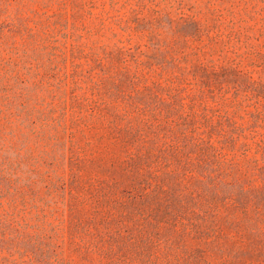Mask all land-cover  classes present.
<instances>
[{"label":"trees","instance_id":"obj_1","mask_svg":"<svg viewBox=\"0 0 264 264\" xmlns=\"http://www.w3.org/2000/svg\"><path fill=\"white\" fill-rule=\"evenodd\" d=\"M263 12H246L249 20L232 8L226 21L222 14L209 22L182 17L177 48L188 47L191 33L209 44L189 61L156 43V65L169 73L156 79L142 68L154 63L127 40L104 42L103 29L82 43L83 34L66 32L68 22L45 13L40 32L25 21L13 30L0 50V98L22 116L29 93L45 94L34 120L22 123L45 143L54 174L30 169L29 182L1 194L36 213L19 222L0 214V264H72L70 252L83 264H212L208 256L264 264V50L244 26ZM159 23L173 30L175 21L166 14ZM259 31L264 37V25ZM247 54L256 58L243 69ZM93 125L115 139L103 157L83 143ZM92 164L105 177L93 178L87 197L79 190Z\"/></svg>","mask_w":264,"mask_h":264},{"label":"rangeland","instance_id":"obj_2","mask_svg":"<svg viewBox=\"0 0 264 264\" xmlns=\"http://www.w3.org/2000/svg\"><path fill=\"white\" fill-rule=\"evenodd\" d=\"M231 8L238 18L246 17L249 20L250 17L246 15V12L255 15L256 11L263 10L264 0H70L67 6H60L58 3L50 4L48 0H0V50L7 47L11 32L18 30L24 21L34 31L40 32L38 24L40 16L43 17L47 13L46 16H60L63 22H68L66 32L83 34L82 43L92 44L102 29L106 35L103 38L104 42L108 44L112 45L121 38L127 40L137 48V56L141 60L154 63L150 67H142L151 79L159 78V74H163L166 78L169 77V73H162V68L156 65L157 62L153 58L156 52L155 44L160 43L162 49L168 48L167 50H171L172 55L178 59L187 56L189 61H195L198 58L195 55L197 48L208 45L209 39L206 35L200 37L197 34L191 35V33L187 38L188 47L182 52L176 46V42L183 39L182 33L177 28L178 22H181L182 17L186 16L209 22L210 18L219 14L224 15V21H226L230 19ZM166 14H170L175 21L173 30L168 25L162 26V23H159V20ZM143 23H147L148 27L139 29L138 25ZM128 25L130 29L124 30L123 28ZM263 25L264 12L260 16L257 15L255 20L244 25L246 28L252 26L248 35L255 38L250 43L256 44L262 50H264V37H260L259 29ZM224 27L223 30H225ZM236 30L246 32V29H242L240 24L236 26ZM59 32V39L65 42L66 39L62 36L63 31ZM216 33L215 29L211 32L212 35ZM244 40H246L245 36ZM73 41V38L69 37L67 42L71 46ZM20 43L21 39L18 37V44L20 45ZM248 50L246 43L242 42L239 52L245 53ZM255 58V54L245 55V61L241 68L247 69L246 66H249V63ZM69 70H72L71 62H69ZM254 76L257 77L258 74L255 73ZM26 86L32 88L34 80L32 79ZM44 95L38 94L37 91L29 93L28 96L31 99L25 102L27 108L24 113H20L22 116H19L16 109L9 110L6 101L0 98V214L15 222L24 221L25 217L30 218L31 214L36 213V210H33L32 213L23 212V201L20 198H18L17 204L12 205L11 200L2 197L1 194L8 191L13 185L20 187L29 182L34 176L30 173V169L37 170V173H41L45 178H50L54 174V168L44 158L43 153L47 150L45 143L41 142L36 134L30 132L31 129L26 126L27 123H22L26 117L28 120H34L38 114L35 109L41 110L40 108H42L37 105V102L40 104ZM49 101H51V97ZM37 128L41 129L40 125ZM85 136L83 143L85 141L93 143L90 154L95 157H103L106 147L115 140L110 138L106 127L99 125L86 127ZM102 172L97 165L93 164L84 168L82 172L84 189L79 190L81 195L84 193L87 197L91 196L93 178L105 177ZM26 199L31 200L30 197ZM90 204L92 203H89L87 208L91 207ZM1 231L2 224L0 223ZM61 243H63V239L60 240L59 244ZM69 260L72 264L84 263L82 256L78 253L70 252ZM208 260L212 264H219V260L211 256H208Z\"/></svg>","mask_w":264,"mask_h":264}]
</instances>
